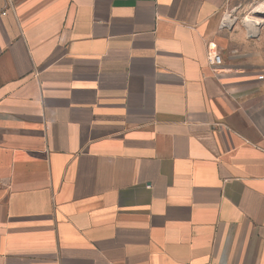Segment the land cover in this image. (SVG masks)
Segmentation results:
<instances>
[{
	"label": "crops",
	"instance_id": "1",
	"mask_svg": "<svg viewBox=\"0 0 264 264\" xmlns=\"http://www.w3.org/2000/svg\"><path fill=\"white\" fill-rule=\"evenodd\" d=\"M263 1L0 0V264H264Z\"/></svg>",
	"mask_w": 264,
	"mask_h": 264
},
{
	"label": "built area",
	"instance_id": "2",
	"mask_svg": "<svg viewBox=\"0 0 264 264\" xmlns=\"http://www.w3.org/2000/svg\"><path fill=\"white\" fill-rule=\"evenodd\" d=\"M210 60L215 65H220L222 63V56L214 47H211L210 50ZM259 78H263V75H260Z\"/></svg>",
	"mask_w": 264,
	"mask_h": 264
},
{
	"label": "rangeland",
	"instance_id": "3",
	"mask_svg": "<svg viewBox=\"0 0 264 264\" xmlns=\"http://www.w3.org/2000/svg\"><path fill=\"white\" fill-rule=\"evenodd\" d=\"M250 15H252V14H250ZM253 15H255V14H253ZM262 15H264V14H262ZM246 21L250 25H253L254 22H263L264 19L262 17H259V16H249L246 18ZM257 27L258 26H254L255 30H257Z\"/></svg>",
	"mask_w": 264,
	"mask_h": 264
},
{
	"label": "bare ground",
	"instance_id": "4",
	"mask_svg": "<svg viewBox=\"0 0 264 264\" xmlns=\"http://www.w3.org/2000/svg\"><path fill=\"white\" fill-rule=\"evenodd\" d=\"M255 12L259 14H264V1L257 5Z\"/></svg>",
	"mask_w": 264,
	"mask_h": 264
}]
</instances>
